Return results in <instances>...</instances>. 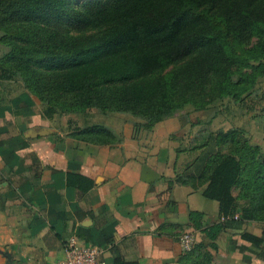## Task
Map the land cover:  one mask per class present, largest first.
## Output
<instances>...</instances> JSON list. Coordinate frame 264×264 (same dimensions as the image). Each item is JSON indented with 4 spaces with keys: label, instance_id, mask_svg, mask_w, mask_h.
<instances>
[{
    "label": "trees",
    "instance_id": "trees-1",
    "mask_svg": "<svg viewBox=\"0 0 264 264\" xmlns=\"http://www.w3.org/2000/svg\"><path fill=\"white\" fill-rule=\"evenodd\" d=\"M0 45V82L21 83L41 102L42 118L96 109L132 115L143 120L135 133L151 131L187 104L200 110L208 96L239 100L252 92L264 75V0H0ZM67 130L69 137L100 146L123 140L98 124ZM0 137V145L14 150L28 146L23 135L0 131ZM215 139L237 143L243 155L250 151L236 129ZM259 154V147L249 159L210 149L176 174V183L219 205L210 225L203 211L188 212L190 226L204 238L181 254L179 264H215L227 254L220 240L228 228L264 223ZM66 184L83 194L96 186L72 172ZM82 229L77 237L90 244L91 233ZM235 236L237 248L253 251L248 260L264 257V235L244 230ZM115 264L124 263L117 257Z\"/></svg>",
    "mask_w": 264,
    "mask_h": 264
},
{
    "label": "crops",
    "instance_id": "crops-1",
    "mask_svg": "<svg viewBox=\"0 0 264 264\" xmlns=\"http://www.w3.org/2000/svg\"><path fill=\"white\" fill-rule=\"evenodd\" d=\"M40 112V102L21 83L0 82V131L23 135L28 144L21 150L0 145V264L9 258L53 264L64 258L65 242L81 226L83 234L91 233L90 244L105 249L107 264L117 257L124 264H179L181 233L204 238L190 226L188 212L203 211L206 225L218 220L216 201L175 182L180 170L170 156L174 145L158 138L148 145L133 127L117 131L123 140L114 146L90 144L69 137ZM36 127L56 132L27 137ZM68 172L90 177L96 186L83 194L66 184ZM244 230L264 235V223L228 228L220 240L227 254L215 264H264V257L248 260L253 251L235 245L233 237Z\"/></svg>",
    "mask_w": 264,
    "mask_h": 264
},
{
    "label": "rangeland",
    "instance_id": "rangeland-1",
    "mask_svg": "<svg viewBox=\"0 0 264 264\" xmlns=\"http://www.w3.org/2000/svg\"><path fill=\"white\" fill-rule=\"evenodd\" d=\"M3 52L4 48L0 45V56ZM36 99L39 101L37 97ZM207 99L209 103L200 110L187 104L173 117L159 122L153 130L140 129L138 133L134 132V135L141 136V140L143 139L142 141L148 145L152 143L150 138H158L157 141L162 140L161 143L167 144L168 147L174 145V153L171 152L170 156L175 162L177 161L180 172L198 154L210 149L224 154L233 152L241 157L243 154L238 152L240 147L236 148L237 143L232 144L227 141L216 144V135L219 136L222 132L232 129H236L241 138L246 140L250 146V151L243 155L245 158L254 156V147H259V155L264 154V75L259 78L252 92L249 95H243L239 100L232 97L210 100L209 96ZM141 121L143 120L129 114L117 112L102 114L96 109H91L86 113L57 116L52 123L55 127L64 130L62 131L64 133L69 131L67 130L69 126H85L86 124L102 125L117 132L125 128H134L135 123H141ZM205 143L208 146H202ZM240 192V187L236 186L234 194L238 196Z\"/></svg>",
    "mask_w": 264,
    "mask_h": 264
},
{
    "label": "built area",
    "instance_id": "built-area-1",
    "mask_svg": "<svg viewBox=\"0 0 264 264\" xmlns=\"http://www.w3.org/2000/svg\"><path fill=\"white\" fill-rule=\"evenodd\" d=\"M234 218H239L235 215ZM225 220V218H222ZM185 251L192 249L197 241L194 231H185L179 237ZM103 247L87 244L77 236H70L64 246V258L55 261L53 264H107L102 259Z\"/></svg>",
    "mask_w": 264,
    "mask_h": 264
},
{
    "label": "water",
    "instance_id": "water-1",
    "mask_svg": "<svg viewBox=\"0 0 264 264\" xmlns=\"http://www.w3.org/2000/svg\"><path fill=\"white\" fill-rule=\"evenodd\" d=\"M54 132H56V129L51 128V127H36V128L30 129L28 133H26V136L29 138H33L37 136H46ZM4 264H15V263L9 258V260Z\"/></svg>",
    "mask_w": 264,
    "mask_h": 264
}]
</instances>
